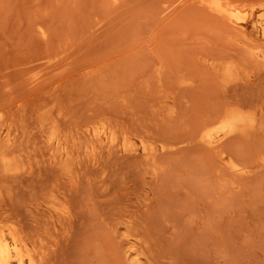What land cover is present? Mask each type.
Returning <instances> with one entry per match:
<instances>
[{
  "label": "rangeland",
  "instance_id": "1",
  "mask_svg": "<svg viewBox=\"0 0 264 264\" xmlns=\"http://www.w3.org/2000/svg\"><path fill=\"white\" fill-rule=\"evenodd\" d=\"M238 1L246 36L181 0H0V126L13 117L27 131L0 211L43 239L39 264H264V60L251 54L264 49V0ZM234 106L259 122L223 138L220 156L203 122ZM44 118L80 160L76 180L61 178ZM103 122L129 146L97 139ZM51 194L67 195V216L44 210Z\"/></svg>",
  "mask_w": 264,
  "mask_h": 264
},
{
  "label": "bare ground",
  "instance_id": "2",
  "mask_svg": "<svg viewBox=\"0 0 264 264\" xmlns=\"http://www.w3.org/2000/svg\"><path fill=\"white\" fill-rule=\"evenodd\" d=\"M121 1L122 0H113V4H117ZM181 1L183 3L189 2L194 7L199 6V7L205 8L206 10L211 12L214 16H216L218 19H220L225 25L231 27L233 30L239 33L245 34L246 36L243 23L246 19L247 13L244 12L243 15L241 13L240 8L243 5L242 2H239L238 0H181ZM260 5L262 6L260 10L261 13L259 14V17H258V21H259L258 27L260 31L262 32V35L264 36V3ZM186 7L188 6L186 5ZM250 8H251V11L249 12V15H253V11L255 9L254 4H252ZM171 14L172 13H170V15ZM41 31L43 35L46 34L45 30H41ZM251 54H252V58L254 57L257 61L262 60V59L264 60L263 47L261 48L256 47L255 51ZM216 66L217 65H214V67ZM237 70H238V64L235 61L229 60V62L226 61V63L224 62V64L219 66V72L221 73L222 79L224 81L225 80L230 81V79L233 80V78L236 76ZM96 72L97 70H95L93 74H95ZM20 103L22 104L21 101ZM29 103H31V101ZM244 108L245 107H242V106H234V107L226 108L222 112L220 117H218V119L214 123L210 124L208 122H211V121H208V120L203 122V126H202L203 128H202V134H201L202 139L207 142L210 148H212L213 150L219 151L220 156H222V154L224 153L223 150H219L220 142L222 141L223 138H228L231 135L237 134V133L249 134V132L259 122V118L264 119V107L263 106L261 107L262 109L261 117L259 118L257 116L258 111H256L257 109L255 107L254 108L256 110L250 109V108L248 109H244ZM44 109L46 108L44 107ZM43 110H41V112ZM46 111L47 110L43 112H46ZM1 117L2 115L0 113V119ZM42 117L43 115L41 116V118ZM48 119L44 118L43 120H41L40 127L43 128L49 125L50 131L48 133V139L51 143H54V144L57 143L58 153H57L56 158L58 159V161H56V163L62 167L61 178L63 180L65 178H67V180H74V179L76 180L78 178V174H79L78 169L80 167L81 162L79 159L73 156L74 155V153L72 152L73 148H72V145L69 144L66 138L67 135L63 133L62 130H60L55 120L50 121ZM4 120H0V122ZM47 120L50 122H46ZM14 121L16 120H14L13 117L12 118L10 117L9 120H6V123L0 126V176L1 175H7V176L16 175L21 170H23L22 163L24 160L22 158V154L18 153V151L15 148L19 142V139L21 138L23 139L24 136L27 134L26 127H25L26 125L24 126L23 124L21 125H18L16 123L14 124ZM213 129H215L216 131H219L220 133L217 136L212 137L211 131ZM94 136L97 139L104 142V144L106 145H117L120 142L119 140L120 136H122L123 142L126 146H129V143H130L129 137L126 133L121 135L120 131L115 126L107 124L106 122H103L101 126L95 127ZM84 147L89 149L91 152H96L98 149L97 145L91 144V143L86 144ZM143 149L146 150L147 154H152L155 150V147L144 145ZM262 160H264V155L262 156ZM234 167L236 168V166ZM237 170L244 171V168L240 167V168H237ZM4 188H9V187H5V184H2L0 182V197L2 195V191ZM62 199L66 200V202H63L64 204L61 203L60 205H57L55 203L56 197L53 194H51V198L47 197L46 199L43 200L45 203L43 205L44 210L47 211L52 216H54V212H57L59 216H67V214L65 213L68 210L67 195L64 194ZM11 218L13 219V216L6 213V211H0V264H26V263L27 264H39V262H41V258H39L37 253H41V252L38 251L37 244L38 242L42 244L43 239L40 237H35V235L27 234L24 231L23 227L20 225L19 219H13L11 224L5 222V220L11 219ZM133 242L130 248L128 249V251H130L131 249H134L135 246L137 245L135 241ZM127 254L130 255L131 253H127Z\"/></svg>",
  "mask_w": 264,
  "mask_h": 264
}]
</instances>
